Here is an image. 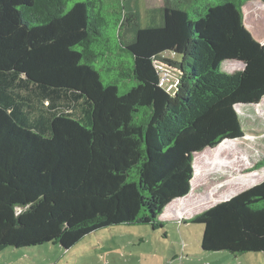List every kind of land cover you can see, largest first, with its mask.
<instances>
[{
	"label": "trees",
	"instance_id": "obj_1",
	"mask_svg": "<svg viewBox=\"0 0 264 264\" xmlns=\"http://www.w3.org/2000/svg\"><path fill=\"white\" fill-rule=\"evenodd\" d=\"M69 1L0 0V250L162 228L196 154L242 138L235 106L264 98L250 0H165L145 25L127 0ZM156 59L174 68L173 92ZM228 60L243 68L222 71ZM190 221L203 251L264 254V180Z\"/></svg>",
	"mask_w": 264,
	"mask_h": 264
},
{
	"label": "rangeland",
	"instance_id": "obj_2",
	"mask_svg": "<svg viewBox=\"0 0 264 264\" xmlns=\"http://www.w3.org/2000/svg\"><path fill=\"white\" fill-rule=\"evenodd\" d=\"M74 1H69L67 8ZM126 4L138 14L141 25H145L153 15L152 10L162 7L165 0H127ZM244 16L246 27L264 43V0L248 1ZM162 57L179 58L172 52H164ZM242 68L239 61L228 60L221 70L232 73ZM118 84L124 91L133 82ZM235 107L245 135L196 154L191 193L174 203V207L184 208L183 222L172 218L173 209L167 207L160 217L165 221L162 228L153 229L143 223L110 225L91 232L69 249L50 242L7 247L0 250V264H264L262 252L203 251V225L190 221V217L214 202L264 180V165L256 166L264 158V98L258 104Z\"/></svg>",
	"mask_w": 264,
	"mask_h": 264
},
{
	"label": "built area",
	"instance_id": "obj_3",
	"mask_svg": "<svg viewBox=\"0 0 264 264\" xmlns=\"http://www.w3.org/2000/svg\"><path fill=\"white\" fill-rule=\"evenodd\" d=\"M155 68L159 73V86L168 92H173L177 85V78L172 69L163 61L156 59Z\"/></svg>",
	"mask_w": 264,
	"mask_h": 264
},
{
	"label": "crops",
	"instance_id": "obj_4",
	"mask_svg": "<svg viewBox=\"0 0 264 264\" xmlns=\"http://www.w3.org/2000/svg\"><path fill=\"white\" fill-rule=\"evenodd\" d=\"M191 190H192V187H191ZM190 193H191V191H190ZM187 196V195H186ZM185 197V196H184ZM183 198V197H182ZM178 199H181V198H178ZM178 199H176V200H178ZM176 200H174V201H172L171 203H169V205H167V207H169V208H172L173 210H172V214H173V216H172V218L174 217V218H178L179 219V221L180 222H183V219H184V217H186V216H184V214H182V212L184 211V208L183 207H181V206H176V207H174V205H176V204H174V203H176L175 201ZM218 202V201H217ZM214 203H216V202H214ZM173 206V207H172ZM167 207L165 208V210L167 209ZM165 212V211H164ZM164 212L160 215V217L164 214ZM160 217H159V219H160ZM191 218V217H190ZM161 220V219H160ZM161 221H163V222H165L164 220H161Z\"/></svg>",
	"mask_w": 264,
	"mask_h": 264
},
{
	"label": "bare ground",
	"instance_id": "obj_5",
	"mask_svg": "<svg viewBox=\"0 0 264 264\" xmlns=\"http://www.w3.org/2000/svg\"><path fill=\"white\" fill-rule=\"evenodd\" d=\"M236 108V107H235Z\"/></svg>",
	"mask_w": 264,
	"mask_h": 264
}]
</instances>
